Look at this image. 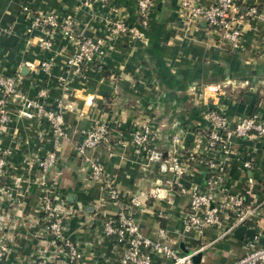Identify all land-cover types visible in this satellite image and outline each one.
Segmentation results:
<instances>
[{"label": "crops", "instance_id": "obj_1", "mask_svg": "<svg viewBox=\"0 0 264 264\" xmlns=\"http://www.w3.org/2000/svg\"><path fill=\"white\" fill-rule=\"evenodd\" d=\"M153 1L144 36L137 38L108 30L121 21L136 24L137 0H0V71L19 74L20 90L29 98L44 89L46 108L57 101L67 105L65 136L59 139L44 117L18 115L19 101L6 107L9 118L0 125V151L7 161L0 177L2 264H30L37 255L68 264L61 244L41 233L38 161L51 150L56 158L46 183L72 209L63 229L83 255L79 264H121V247L102 231L103 220L114 217L118 205L91 179L77 152L83 133L98 122L107 125V142L88 155L102 163L121 199L137 198L134 217L144 235L155 238L164 228L177 252L202 264H227L249 244L264 245V140L232 134L222 160L221 151L209 147L205 119L209 110H218L231 126L245 116L264 121V0H238L242 35L235 47L204 23L188 22L180 0ZM213 1L199 0L205 6ZM250 6L259 17L245 16ZM48 12L60 20L70 17L81 38L104 40L113 50L76 72L66 64L76 50L73 41L59 31L28 30L32 15ZM44 38L52 40L50 52L40 46ZM47 58L49 72L39 65ZM141 123L151 131L145 149L131 138ZM148 149L159 150L163 160H148ZM174 157L185 170L180 177L167 167ZM211 158L223 164L216 168L223 180L213 189L215 199L241 195L249 213L236 222L226 210L219 225L184 229L185 210L193 192L205 190ZM157 188L160 196L154 197Z\"/></svg>", "mask_w": 264, "mask_h": 264}, {"label": "built area", "instance_id": "obj_2", "mask_svg": "<svg viewBox=\"0 0 264 264\" xmlns=\"http://www.w3.org/2000/svg\"><path fill=\"white\" fill-rule=\"evenodd\" d=\"M110 2L111 0H100ZM180 6L186 11L188 22L204 23L207 27L219 32L220 39L234 47L238 45L242 31L238 25L242 18L239 12L238 0H214L210 5H202L199 0H180ZM138 20L135 25L125 21L113 24L108 30L113 35L125 34L142 38L144 29L148 26L150 11L154 6L153 0H137ZM27 10V8H24ZM245 16L259 17L255 6L245 10ZM45 29L59 31L67 39L76 44L73 56L67 60L68 67L79 72L82 65L91 62L97 55H104L113 50L112 45L104 40L84 39L76 32L74 22L70 17L58 19L53 13H38L31 16L29 31L33 29ZM42 50H52V40L44 38L40 40ZM40 68L49 72L52 60L49 58L40 62ZM21 76L19 74H6L0 71V125L8 121L6 107L18 103V115L27 118L34 116L44 117L57 139L64 137L62 110L67 107L62 101H57L53 108L44 106L46 91L40 89L35 98H29L20 90ZM208 122L207 137L209 147L221 151L222 160L229 155V136L235 135L239 138L254 136L264 140V121L255 116H245L237 120L233 126L228 118L218 110H209L205 114ZM150 127L147 123H141L132 132V143L136 146L146 148L150 136ZM108 129L104 122L95 123L90 129L83 133V137L77 147V152L88 163L89 174L92 180L101 182L105 195L118 205V211L114 217L105 218L102 222V231L106 237L112 238L121 247V264H202L196 263L191 254H180L171 246L168 241V234L164 228H158L155 238L144 235L134 217L133 207L138 204L136 197L121 199L111 178L105 176L102 163L92 159L88 151L107 142ZM177 142L178 137H173ZM147 159L161 162L162 153L157 149H148ZM5 152L0 151V177L7 169ZM56 158L55 150L49 151L38 161L41 170L39 185L42 191L40 213L42 216L41 233L48 236L52 241L61 244V250L68 259V264H79L83 259L82 253L76 245L65 235L64 221L70 217L72 209L60 199L56 193L48 188L46 174L53 166ZM208 173L204 179V191L195 190L185 210L184 229L200 228L205 225H219L221 213L229 211L234 214L236 222L246 219L249 208L244 205L241 195L223 193L219 200L215 199V192L221 187L223 174L216 171L218 164L215 159L207 161ZM244 166L249 167L250 162L246 161ZM177 177L184 173V167L177 158H172L167 166ZM183 191V189H181ZM154 197L160 196V189L153 193ZM6 252V245L0 239V264ZM155 257L164 260L156 261ZM164 261V262H161ZM30 264H54V262L43 255H37ZM227 264H264V245L256 247L249 244L248 249L240 258Z\"/></svg>", "mask_w": 264, "mask_h": 264}, {"label": "water", "instance_id": "obj_3", "mask_svg": "<svg viewBox=\"0 0 264 264\" xmlns=\"http://www.w3.org/2000/svg\"><path fill=\"white\" fill-rule=\"evenodd\" d=\"M26 70H27L26 67H22V68H21V73H22V74H25V73H26Z\"/></svg>", "mask_w": 264, "mask_h": 264}]
</instances>
